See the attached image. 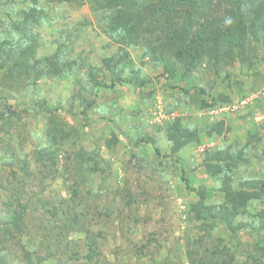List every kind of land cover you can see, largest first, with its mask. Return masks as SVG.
<instances>
[{"label":"rangeland","instance_id":"374dc122","mask_svg":"<svg viewBox=\"0 0 264 264\" xmlns=\"http://www.w3.org/2000/svg\"><path fill=\"white\" fill-rule=\"evenodd\" d=\"M260 1L245 0L248 28L251 22L264 21V17L256 16ZM28 5L31 4L24 0H0V21L8 30L6 34L11 30V21L19 19V10ZM40 5L45 9V18L37 28L40 36L37 55L52 54L63 43L66 58L78 59L75 70L85 90L83 87L82 96L78 94L79 86L73 75L34 80L31 74L16 71L18 79L12 80L6 77L5 70L0 74V109L8 101L18 109L12 123L0 121V209L8 210L3 215L7 217L14 209L19 210L21 203H28L24 225L29 238L22 242H30L35 259L41 258V264H67L65 258L72 257V264H80L83 258L85 231L80 232L81 224L70 227V218L65 225V214L61 217L64 221L56 220L53 211L58 207L60 213L69 208L81 214L85 219L83 227L102 231L103 237H95L100 264H195L188 256L189 249H195V237H200L197 256L208 264L217 259L211 252L224 244L227 249L218 262H227L233 256L232 264H254L252 258L257 257L264 264V253L256 248L259 241V246L264 247L263 237L257 240L250 231L241 230L231 241L221 226L191 218L192 205L199 196L183 179L187 177L196 188L205 185L212 201L223 199L220 181L202 164L203 150L211 142L205 134L209 127L203 129L199 122L194 124L195 117L219 122L222 116L235 117L236 113H246L243 110L248 108L253 119L262 113L263 122L253 121L258 129L263 126L259 131L264 136V97L237 112L216 116L208 114L210 107L204 101L210 103L213 97L226 95L233 103L264 87V31L253 33L249 29L242 51L234 45L233 55L224 43H219L222 63L217 70L207 61L190 70L178 63L176 75L169 80L164 61L145 54L141 46L129 47L130 58L122 64V75L127 81H117L113 89L97 88L90 81V72L95 71L97 79H106L110 84L113 73L105 59L119 50V45L103 30L111 11H94L89 2L80 5L41 1ZM203 9H207L210 19L216 14L235 15L233 0H213ZM205 18H198L199 23L195 22L190 31L196 32ZM187 19L177 20L183 31ZM136 73L148 82L139 86L131 81ZM83 97L97 101L89 106ZM39 98L55 110L54 116L30 109ZM229 102L220 100L216 106ZM252 113L257 115L253 117ZM178 117L185 127H198L202 131L201 142L190 143L172 153V143L163 127ZM56 125L62 128L56 135L67 136L57 151L58 166L49 172L37 158L36 145L46 139L50 145ZM114 135L116 140L112 138ZM144 135L151 136L155 143L138 144L137 139ZM262 147L260 143L259 149ZM80 150L97 155V162H85L76 170ZM24 161L28 173H24ZM87 165L94 171L83 168ZM263 171L264 156L251 155L247 169L237 175L234 184ZM111 211L114 216L110 218L107 212ZM258 211V207L251 206L248 219ZM0 237L4 239L0 256L7 253L3 247H14L8 263L26 264L24 251L18 247L22 242L1 232Z\"/></svg>","mask_w":264,"mask_h":264},{"label":"trees","instance_id":"16d2710c","mask_svg":"<svg viewBox=\"0 0 264 264\" xmlns=\"http://www.w3.org/2000/svg\"><path fill=\"white\" fill-rule=\"evenodd\" d=\"M41 1L59 4H72L76 2L80 5L89 2L94 11H98V9H109L112 12L107 16L103 30L119 45V50L115 55L105 59L106 65L113 73L110 84L107 83L106 79H97L95 71L90 72V81L97 88L108 87L113 89L117 81H127L126 77L122 75V64L130 58V53L127 49L129 47L141 46L145 49V54H150L157 60L164 61V72L168 75L166 76L169 80V77L176 75V66L178 63H182L186 70H190L207 61L217 70L222 63V57L218 50L219 43H224L229 49V54L233 55L234 49L232 48L234 45L235 47L239 46V51H242L243 44L247 39L246 33L249 29L253 33H257L260 29L264 31V21L260 23L256 21L251 22L249 28L246 25L244 17L245 7L243 6L245 0H233L235 9V15L233 17L228 14H216L213 19L207 16V9H203V7H206L213 0H24V2L27 4L30 3L31 5L19 10V19H13L11 21L9 34H6L8 30L3 27L2 21H0V74L5 70L6 77L12 80L18 79L16 71L27 75L31 74L34 80L44 76L64 78L73 75L79 86L78 94L80 96L83 94L82 88L84 84L78 76L79 73H76L75 70L78 59L66 58L63 52L65 48L63 43H59L57 50L52 54L37 55L40 46V36L37 28L45 18V9L40 5ZM256 16L258 18L264 17V0L260 1V8L257 10ZM181 17L188 18L184 31L180 27V23L177 22ZM198 18L205 19L200 23L201 25L196 32H191L190 27H193L195 22L199 23ZM17 35L18 37H16ZM130 80L139 86H143L148 82V79H141L139 73L132 75ZM14 83L12 82L11 86ZM184 91L187 90L184 88ZM95 92L98 94V90ZM213 98V101L210 103H207L206 99H204L206 102L205 105L213 107L218 105L220 100H227L231 103L230 98L226 95ZM83 101L91 106L97 100L84 99L83 97ZM29 108L28 110L47 111L51 116H54L55 112L54 109L50 108L46 100L40 98ZM17 111V107L8 101L5 104V108L0 109V121L2 123H12ZM83 112L85 113L86 109H83ZM216 124V126L208 129L205 134L212 135L211 131L213 129H219L223 126V122ZM56 127L57 131L52 134L50 145H48L49 141L47 139L40 141L36 145L37 158L41 166L49 172L58 166L57 151L67 136L66 133V136H57L56 133L61 132L62 128H59L57 125ZM163 128L172 143V153L178 152L190 143L201 142L200 134L202 131L198 127H185L182 119L179 117L167 122ZM72 129L74 132L75 129ZM112 138L116 140V135ZM110 142H112V139ZM136 142L138 144L140 142L155 143L154 139L149 135L140 137ZM260 143L263 144L261 149L258 147ZM250 146L255 147L251 155H256L257 157L264 156V136L260 131L256 130L254 133H251L245 142L230 141L220 146L205 149L202 164L214 179L220 181L219 191L223 193V199L219 202L212 201L209 198L208 189L205 185H200L196 188L192 186L187 177H183L186 186L191 190H195L199 196L198 200L192 205L190 212L193 216L191 218L199 222L211 221L216 226H221L228 233L231 241L235 237H238L241 230L250 231L257 240H260V237L264 238V171L259 176L238 179L239 182H237V185L234 184V181L237 180V175L247 169V164L251 156L248 154ZM156 152L160 153L158 147H156ZM77 155V161L80 165H75L76 170L85 162L90 164L91 161L97 162L98 160L97 155L83 150H80ZM24 163V173H28L26 161ZM4 164L7 165V163ZM83 168H87L89 172L94 171V168L89 165ZM15 189L16 187H14ZM87 190L91 191L89 188ZM251 206L258 207L259 211L257 214L251 215L250 219H248L247 216L249 215L248 212ZM68 210L60 213V208L56 207L53 215L56 217V220L65 219V225L69 223L70 227L75 226V224L82 225L80 227L83 229L80 228V232L85 231L86 243L84 244H86V250L85 248L82 249L84 255L81 258L80 264H100L98 262L100 260L97 258L100 252L96 247L95 237H103L102 231H95L91 228L83 227L85 219L82 215L73 213L69 208ZM7 211L0 209V232L11 240L17 239L18 242L29 238L26 232V226L24 225L25 219H27L28 203H21L19 210L14 209L10 215L4 217L3 215ZM69 213L72 215H68ZM112 213V211L107 212L108 217H113L114 214ZM241 217L244 218L241 219ZM68 218L70 220L67 223ZM239 218L240 220L237 221ZM88 223L94 226L91 221ZM208 232L210 233V231ZM3 242L4 239L0 237V244ZM199 242L200 237L193 239L195 249H189L188 256L195 264H208L206 259H201V257L198 258L197 256ZM29 243L22 242L21 245H18L24 251L26 264H41V258L35 259V250L30 247ZM259 243L260 241L256 242V248H259L264 253V247L259 246ZM3 248L7 250V253L5 256L1 253L0 264H12L8 262H11L9 260L14 252V247L13 249L10 247ZM225 249H227V244L219 246L211 252L217 258L213 264H232L235 262L233 256L227 262H218L220 255ZM71 258H65L67 264L73 263V259ZM84 258L86 260H83ZM252 261L254 264H263L257 257H253ZM75 264L79 263L76 262Z\"/></svg>","mask_w":264,"mask_h":264},{"label":"crops","instance_id":"0c3cea01","mask_svg":"<svg viewBox=\"0 0 264 264\" xmlns=\"http://www.w3.org/2000/svg\"><path fill=\"white\" fill-rule=\"evenodd\" d=\"M248 110V108L243 110V112H246L244 114L236 113L235 117H231L228 115L220 117L221 121L219 122H223V126L219 129L217 128L211 131L212 135H209V140L211 142L208 144V147L220 146L229 141L245 142L250 137L251 133H254L256 130L259 131L260 129H262L263 126L258 129L255 124V122L259 120L263 122V120L261 119L262 113H258V116H255L256 113H252V116H255L253 119L250 117L251 114L248 113ZM253 120L256 121L254 122ZM196 122H199V125L202 126L201 128L203 129L207 127H209L208 129H211L213 126L217 125L216 123H218L214 121L213 118L209 119L204 118L203 116L195 117L194 124L197 125ZM202 124H204V126ZM205 149L206 148H204L203 151H205ZM254 149L255 147L253 148V146H250L248 154L251 155V153L254 152Z\"/></svg>","mask_w":264,"mask_h":264},{"label":"built area","instance_id":"2783aa9c","mask_svg":"<svg viewBox=\"0 0 264 264\" xmlns=\"http://www.w3.org/2000/svg\"><path fill=\"white\" fill-rule=\"evenodd\" d=\"M263 97L264 87L256 89L255 91L243 96L242 98L235 100L231 104L210 107L207 112L212 116L221 115L223 113L237 112L245 107H248V105L254 104V102L256 101L258 102V100Z\"/></svg>","mask_w":264,"mask_h":264},{"label":"clouds","instance_id":"9594fccd","mask_svg":"<svg viewBox=\"0 0 264 264\" xmlns=\"http://www.w3.org/2000/svg\"><path fill=\"white\" fill-rule=\"evenodd\" d=\"M228 22H230V21H228Z\"/></svg>","mask_w":264,"mask_h":264}]
</instances>
